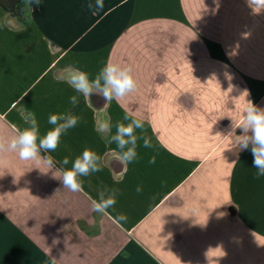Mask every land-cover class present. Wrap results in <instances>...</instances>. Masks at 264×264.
I'll return each mask as SVG.
<instances>
[{"label":"crops","instance_id":"obj_1","mask_svg":"<svg viewBox=\"0 0 264 264\" xmlns=\"http://www.w3.org/2000/svg\"><path fill=\"white\" fill-rule=\"evenodd\" d=\"M88 2L41 0L24 22L0 6V142L29 113L41 135L50 114L80 117L41 153L54 168L0 151V264H264V177L228 135L248 99L264 107V16L244 0H104L97 16ZM150 27L162 34L137 33ZM108 62L137 82L119 103L64 79L69 66L94 78ZM126 110L153 147L138 141L137 161L123 165L97 128L126 124ZM85 148L102 171L71 192L59 162L71 168ZM104 187L120 190L109 215L92 211Z\"/></svg>","mask_w":264,"mask_h":264},{"label":"clouds","instance_id":"obj_2","mask_svg":"<svg viewBox=\"0 0 264 264\" xmlns=\"http://www.w3.org/2000/svg\"><path fill=\"white\" fill-rule=\"evenodd\" d=\"M41 0H24L26 6H40ZM246 7L253 16H264V0H244ZM87 9L93 16L104 12V0H89L86 4ZM66 83L74 89L76 93L89 98L92 94L101 95L106 103L116 100L118 103L123 101L129 94L137 89V82L132 75L130 67H122L118 63L108 62L98 72L94 78H90L89 73L79 68L69 66L66 70ZM247 96L250 93L245 90ZM69 103L75 107L78 97L73 95L69 98ZM123 120L127 123L117 121L114 125L110 122L101 123L97 131L103 134H110L108 143H114L118 151L117 159L123 165L133 163L138 159V141H142L144 148H152L150 138L146 135V129L142 119L125 111ZM80 122V117L72 114L69 110L61 114H50L47 123L51 125L44 134L41 135L37 118L29 113L25 118L28 127L23 130L17 129V135L13 137L7 146L0 142V151H12L18 153L22 160H42L49 168L56 166L49 155L41 156V153L55 152L61 138L70 129L75 128ZM113 127L115 132H112ZM232 130L228 133L234 137V145L240 151L251 150L253 156V167L256 169L257 179L264 177V107L256 105L248 99L242 109V114L238 122L232 123ZM239 129L241 134H236ZM139 132V135L137 134ZM151 159L149 163H154ZM60 163V180L63 187L71 192H82L83 179L94 173L102 171L101 157L94 150L85 148L74 161L71 168L64 166L70 163L68 158H64ZM54 178H57L53 174ZM136 191L139 193L141 188L138 186ZM120 195L117 188L104 187L98 190V199H91L92 211L109 215L108 210L114 209L117 202L116 198ZM123 215L118 216V221L125 220ZM206 225V224H205Z\"/></svg>","mask_w":264,"mask_h":264},{"label":"trees","instance_id":"obj_3","mask_svg":"<svg viewBox=\"0 0 264 264\" xmlns=\"http://www.w3.org/2000/svg\"><path fill=\"white\" fill-rule=\"evenodd\" d=\"M0 6L9 13L12 17L24 22L27 18L28 6L24 0H0Z\"/></svg>","mask_w":264,"mask_h":264},{"label":"rangeland","instance_id":"obj_4","mask_svg":"<svg viewBox=\"0 0 264 264\" xmlns=\"http://www.w3.org/2000/svg\"><path fill=\"white\" fill-rule=\"evenodd\" d=\"M138 34H142V33H152V34H159L161 35L162 34V30H161V27L159 28H153V27H150V28H145V29H142L141 31L137 32Z\"/></svg>","mask_w":264,"mask_h":264}]
</instances>
